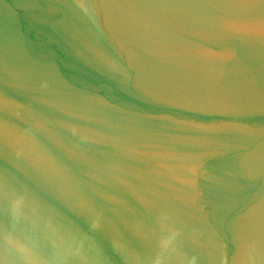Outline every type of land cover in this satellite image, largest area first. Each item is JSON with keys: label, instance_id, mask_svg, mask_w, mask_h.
Wrapping results in <instances>:
<instances>
[{"label": "water", "instance_id": "water-1", "mask_svg": "<svg viewBox=\"0 0 264 264\" xmlns=\"http://www.w3.org/2000/svg\"><path fill=\"white\" fill-rule=\"evenodd\" d=\"M0 264H264V0H0Z\"/></svg>", "mask_w": 264, "mask_h": 264}]
</instances>
